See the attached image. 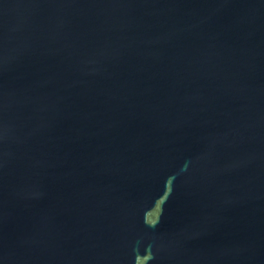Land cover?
<instances>
[{"label":"water","instance_id":"95a60500","mask_svg":"<svg viewBox=\"0 0 264 264\" xmlns=\"http://www.w3.org/2000/svg\"><path fill=\"white\" fill-rule=\"evenodd\" d=\"M0 264H264V0H0Z\"/></svg>","mask_w":264,"mask_h":264}]
</instances>
